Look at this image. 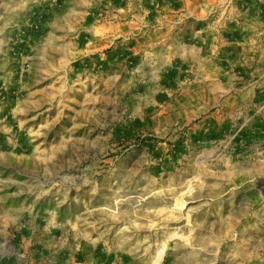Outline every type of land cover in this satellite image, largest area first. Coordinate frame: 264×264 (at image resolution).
Wrapping results in <instances>:
<instances>
[{"label": "rangeland", "instance_id": "obj_1", "mask_svg": "<svg viewBox=\"0 0 264 264\" xmlns=\"http://www.w3.org/2000/svg\"><path fill=\"white\" fill-rule=\"evenodd\" d=\"M0 264H264V0H0Z\"/></svg>", "mask_w": 264, "mask_h": 264}]
</instances>
